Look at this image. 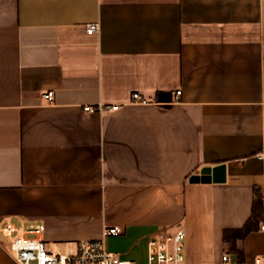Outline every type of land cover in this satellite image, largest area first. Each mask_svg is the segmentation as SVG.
<instances>
[{"label": "crops", "instance_id": "obj_1", "mask_svg": "<svg viewBox=\"0 0 264 264\" xmlns=\"http://www.w3.org/2000/svg\"><path fill=\"white\" fill-rule=\"evenodd\" d=\"M256 186L264 205V0H0V226L66 245L117 226L106 248L136 262L179 226L185 264L237 263L223 231ZM240 246L255 264L264 229Z\"/></svg>", "mask_w": 264, "mask_h": 264}, {"label": "built area", "instance_id": "obj_2", "mask_svg": "<svg viewBox=\"0 0 264 264\" xmlns=\"http://www.w3.org/2000/svg\"><path fill=\"white\" fill-rule=\"evenodd\" d=\"M98 24L90 23L86 25V32L97 31ZM180 91H177L178 95ZM43 98L53 100V93L47 91ZM133 103L141 105L160 106L161 103L155 99H148L138 92L131 95ZM119 108L117 104L97 103L95 105H84V111H115ZM264 229V226H260ZM44 230L43 224L35 228L17 227L9 222H4L0 226V231L8 239V251L12 255L15 264H185V233L181 227L173 231L159 229L148 238L146 259L144 262H136L123 258L120 254L109 251L104 243L107 236H117L122 233V229L117 226L104 228L101 239L82 240L75 243L71 252H55L51 247H46L42 238ZM223 263H230L228 256L223 255ZM255 264H264V255H257Z\"/></svg>", "mask_w": 264, "mask_h": 264}, {"label": "trees", "instance_id": "obj_3", "mask_svg": "<svg viewBox=\"0 0 264 264\" xmlns=\"http://www.w3.org/2000/svg\"><path fill=\"white\" fill-rule=\"evenodd\" d=\"M263 216V190L261 187L256 186L253 190L251 214L244 225L237 229H225L223 231V241L228 244L229 252L236 255L237 264H243L244 262V253L240 242L247 234L259 229Z\"/></svg>", "mask_w": 264, "mask_h": 264}, {"label": "rangeland", "instance_id": "obj_4", "mask_svg": "<svg viewBox=\"0 0 264 264\" xmlns=\"http://www.w3.org/2000/svg\"><path fill=\"white\" fill-rule=\"evenodd\" d=\"M46 247H51L55 252H71L74 250L75 244H64V243H50L45 242Z\"/></svg>", "mask_w": 264, "mask_h": 264}, {"label": "water", "instance_id": "obj_5", "mask_svg": "<svg viewBox=\"0 0 264 264\" xmlns=\"http://www.w3.org/2000/svg\"><path fill=\"white\" fill-rule=\"evenodd\" d=\"M159 100H161V101H163V102H167V103L170 102V100H165V99H163V100H162V99H159ZM209 170H210V169H209L208 167H205V168H203V169L201 170V173H202V174L208 173ZM195 178H196V177H195ZM203 178H204V177H202V180H204Z\"/></svg>", "mask_w": 264, "mask_h": 264}]
</instances>
